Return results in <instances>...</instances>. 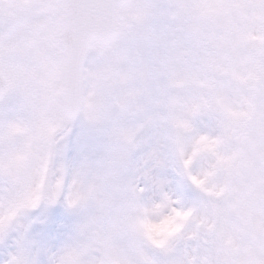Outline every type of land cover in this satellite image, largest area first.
<instances>
[{
	"label": "rangeland",
	"instance_id": "obj_1",
	"mask_svg": "<svg viewBox=\"0 0 264 264\" xmlns=\"http://www.w3.org/2000/svg\"><path fill=\"white\" fill-rule=\"evenodd\" d=\"M129 12L85 62L63 155L101 150L77 166L78 210L50 209L83 236L56 264H264V0H132ZM62 19L60 0H0V71L27 113L3 162L20 190L0 206V235L60 189Z\"/></svg>",
	"mask_w": 264,
	"mask_h": 264
},
{
	"label": "snow or ice",
	"instance_id": "obj_2",
	"mask_svg": "<svg viewBox=\"0 0 264 264\" xmlns=\"http://www.w3.org/2000/svg\"><path fill=\"white\" fill-rule=\"evenodd\" d=\"M12 102L8 103V99ZM27 120V113L22 100L16 93L0 96V206L12 201L20 190L17 174L3 167V162L14 155L23 145L27 130L23 134L16 132V127H23ZM75 118L68 124L66 130L57 135L58 151L50 158V180L54 182L61 178L58 194L51 201L50 206L43 203L35 208L28 209L21 217V222L9 226L3 235H0V264H56L57 257L65 249L74 246L83 239L76 226L69 229L66 222L51 213L50 209L62 204L68 210H78L70 193L76 190L75 173L83 156L95 157L99 151L70 149L67 156L63 155L64 142L72 131ZM170 187L176 195L187 194L182 185L173 178ZM84 214L83 209H79ZM129 244H134L133 237L128 238ZM27 251V259L21 260V251ZM15 257V259H13Z\"/></svg>",
	"mask_w": 264,
	"mask_h": 264
},
{
	"label": "water",
	"instance_id": "obj_3",
	"mask_svg": "<svg viewBox=\"0 0 264 264\" xmlns=\"http://www.w3.org/2000/svg\"><path fill=\"white\" fill-rule=\"evenodd\" d=\"M67 1L64 0V4L66 7L65 12L67 13ZM102 0L99 1V3ZM128 5V2L126 5L121 4L119 5L117 9H115V13L120 17V22L115 24V27H117V31L121 29L122 25L128 23V18L123 15L122 10ZM119 19V18H118ZM88 41V42H87ZM113 41V35L109 33L108 31L105 32L103 35H97V33H92L87 40L83 41L84 46L87 45L88 47L90 45H94L99 52H101L105 47H107L111 42ZM88 43V44H87ZM64 73H65V62H64ZM66 84V79H64V84H63V104H64V116L66 119H73L77 116L78 110H79V93L78 91L74 90V86H71L73 82ZM66 87H68V90H66ZM77 89V88H76ZM66 94V95H65ZM5 95V87H4V82L2 77L0 76V96ZM68 97V99L66 98Z\"/></svg>",
	"mask_w": 264,
	"mask_h": 264
},
{
	"label": "clouds",
	"instance_id": "obj_4",
	"mask_svg": "<svg viewBox=\"0 0 264 264\" xmlns=\"http://www.w3.org/2000/svg\"><path fill=\"white\" fill-rule=\"evenodd\" d=\"M55 183V181L53 182V184ZM56 196V190H55V187L53 186L51 189H50V192H49V195L46 197V199L42 202L45 206H50L51 205V201L55 198ZM157 244H164L165 241L163 240H160V241H157L156 242ZM13 259H15V257H13ZM58 259V257H57Z\"/></svg>",
	"mask_w": 264,
	"mask_h": 264
},
{
	"label": "bare ground",
	"instance_id": "obj_5",
	"mask_svg": "<svg viewBox=\"0 0 264 264\" xmlns=\"http://www.w3.org/2000/svg\"><path fill=\"white\" fill-rule=\"evenodd\" d=\"M100 230H101V228H100ZM100 245L103 246V243H100L98 240H96V244H95V246L98 248V247H100Z\"/></svg>",
	"mask_w": 264,
	"mask_h": 264
}]
</instances>
